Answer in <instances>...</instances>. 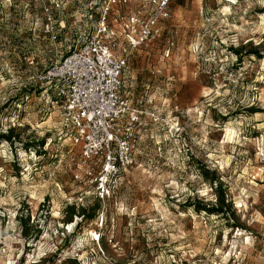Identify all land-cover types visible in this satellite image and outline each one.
<instances>
[{
    "label": "rangeland",
    "instance_id": "1",
    "mask_svg": "<svg viewBox=\"0 0 264 264\" xmlns=\"http://www.w3.org/2000/svg\"><path fill=\"white\" fill-rule=\"evenodd\" d=\"M145 2L112 11L150 15ZM101 6L0 0V264H264V0H169L157 33L127 50L136 163L100 226L98 168L33 77ZM215 188L224 213L197 210Z\"/></svg>",
    "mask_w": 264,
    "mask_h": 264
},
{
    "label": "built area",
    "instance_id": "2",
    "mask_svg": "<svg viewBox=\"0 0 264 264\" xmlns=\"http://www.w3.org/2000/svg\"><path fill=\"white\" fill-rule=\"evenodd\" d=\"M130 1L101 0L93 30L86 36L78 35L76 45L33 77V82L50 87V103L58 108L71 145L79 149L81 163L98 168L92 183L98 203L95 218L100 226L103 204L113 197L124 174L136 163L133 125L138 116L121 94L127 50L151 39L168 15L169 0H149L152 13L145 19L134 16L128 20L123 30L126 45L121 48L109 14L117 5ZM74 177L81 180L78 174Z\"/></svg>",
    "mask_w": 264,
    "mask_h": 264
},
{
    "label": "crops",
    "instance_id": "3",
    "mask_svg": "<svg viewBox=\"0 0 264 264\" xmlns=\"http://www.w3.org/2000/svg\"><path fill=\"white\" fill-rule=\"evenodd\" d=\"M134 3H137L139 0H133ZM131 2V1H130ZM146 4H149L148 0H146L145 2ZM168 9V7H167ZM114 10V9H113ZM113 16H112V22L117 24L118 27L116 28L114 25H111L116 36H117V40H118V43L120 44L121 46V43H123L124 45H126V38L124 36V25L128 22V20L131 18V17H134V16H137L139 18H142V19H145L148 15H149V12L145 15H140L139 13H125V14H114V12L112 11ZM80 34H83V32L79 33L78 35Z\"/></svg>",
    "mask_w": 264,
    "mask_h": 264
},
{
    "label": "trees",
    "instance_id": "4",
    "mask_svg": "<svg viewBox=\"0 0 264 264\" xmlns=\"http://www.w3.org/2000/svg\"><path fill=\"white\" fill-rule=\"evenodd\" d=\"M3 137V136H2ZM7 139V137H6ZM221 190V189H220ZM215 193H216V197H217V202L215 203L214 206L211 207H206V206H200V208H197V210H204L208 213H212V214H223L224 213V208L226 207L225 204V198L223 193H219L217 188H215Z\"/></svg>",
    "mask_w": 264,
    "mask_h": 264
}]
</instances>
